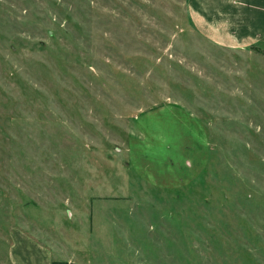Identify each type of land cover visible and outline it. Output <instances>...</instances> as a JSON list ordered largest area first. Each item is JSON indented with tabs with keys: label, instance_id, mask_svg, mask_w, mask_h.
<instances>
[{
	"label": "rangeland",
	"instance_id": "obj_1",
	"mask_svg": "<svg viewBox=\"0 0 264 264\" xmlns=\"http://www.w3.org/2000/svg\"><path fill=\"white\" fill-rule=\"evenodd\" d=\"M257 47L208 42L189 0H0V264L20 237L264 264Z\"/></svg>",
	"mask_w": 264,
	"mask_h": 264
},
{
	"label": "crops",
	"instance_id": "obj_2",
	"mask_svg": "<svg viewBox=\"0 0 264 264\" xmlns=\"http://www.w3.org/2000/svg\"><path fill=\"white\" fill-rule=\"evenodd\" d=\"M189 19L197 33L220 48L246 50L264 44V0H189ZM81 243V249L69 243L53 244L51 249L20 237L11 247L10 261L11 264H127L80 259L78 253L84 250ZM61 255L67 258L62 259Z\"/></svg>",
	"mask_w": 264,
	"mask_h": 264
},
{
	"label": "trees",
	"instance_id": "obj_3",
	"mask_svg": "<svg viewBox=\"0 0 264 264\" xmlns=\"http://www.w3.org/2000/svg\"><path fill=\"white\" fill-rule=\"evenodd\" d=\"M251 49H258L257 46H252ZM262 53H264V51L262 50Z\"/></svg>",
	"mask_w": 264,
	"mask_h": 264
},
{
	"label": "built area",
	"instance_id": "obj_4",
	"mask_svg": "<svg viewBox=\"0 0 264 264\" xmlns=\"http://www.w3.org/2000/svg\"><path fill=\"white\" fill-rule=\"evenodd\" d=\"M68 264H73V263H68Z\"/></svg>",
	"mask_w": 264,
	"mask_h": 264
}]
</instances>
